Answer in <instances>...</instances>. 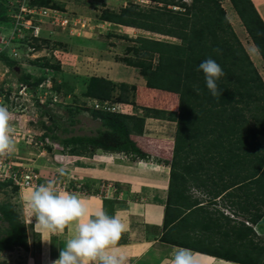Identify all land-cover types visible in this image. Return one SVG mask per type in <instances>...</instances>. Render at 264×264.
Wrapping results in <instances>:
<instances>
[{"label":"trees","instance_id":"16d2710c","mask_svg":"<svg viewBox=\"0 0 264 264\" xmlns=\"http://www.w3.org/2000/svg\"><path fill=\"white\" fill-rule=\"evenodd\" d=\"M27 1L21 0L13 7L14 11L23 14L20 6L27 5ZM149 1L162 2L164 5L144 8L139 3L128 0L117 11L107 8L102 10L99 21L180 40L173 42L142 34L135 37H129L126 33L115 34V37L133 42L129 46V50L133 52L132 57H127L126 61L137 68L144 86L147 89L178 94L177 109L135 104L134 112L126 113L94 108L89 104L92 117L100 121V126L94 133L65 137L51 133L50 137L71 155L91 157L97 150H103L123 152L130 160H137L145 158L147 153L131 135L143 133L145 120L150 117L174 122L168 204L163 222L164 229L169 227V231H164L161 239L174 245L188 246L185 243L186 236L181 234V237L173 235V238L167 239V234L176 232L178 228V216L188 209L189 212L180 217L185 222L186 229L198 225L205 232L217 231L221 236L218 239L207 235L197 237L190 246L199 244V248L205 253H215L229 260L264 264V245L254 240L256 233L251 225L244 222L236 225L233 222L229 229L230 220L227 219V227H223L225 224L219 222V217L209 215L205 208L197 206L196 200L187 194L190 180L197 187H212L214 195L219 193L220 188L228 185L223 182L221 185L207 184L206 179L213 180L212 172L209 173L211 167L206 168L209 166L208 161L212 160L217 167H221L217 169L227 172L230 184L240 183L237 184L243 194L240 209L247 213L251 224L256 223L264 214V82L226 18L225 9L219 0ZM229 2L264 62V20L253 1ZM29 4L36 8L64 9L62 4L54 0H29ZM171 4L178 9L166 7ZM5 11V7L0 5L2 20L6 19ZM19 41L26 42L33 50H40L42 43L48 42L32 34L24 35ZM214 49H219V52L213 51ZM5 53V49L0 50V58L8 67L17 64ZM207 58L214 59L225 72L217 81L220 97H212L203 72L197 71V66ZM31 62L42 69H60L59 62H50L46 57L36 58ZM46 79L45 73L34 80L23 73L19 77V83L35 92V88ZM88 83L92 89L89 85V90L82 94L90 103L128 101L130 85L126 82L96 76L89 78ZM2 94L4 99L9 98L8 93L3 91L0 95ZM52 97L47 101H52ZM45 127L53 130L52 125ZM47 147L48 151L52 150V147ZM220 170L215 172L221 174ZM8 186L15 192L18 190L17 185L6 179L0 181V192ZM177 203L183 207H177ZM230 236L233 237L232 245L224 244V239L228 240ZM17 247L28 249L26 225L14 204L3 200L0 201V251H11Z\"/></svg>","mask_w":264,"mask_h":264},{"label":"rangeland","instance_id":"374dc122","mask_svg":"<svg viewBox=\"0 0 264 264\" xmlns=\"http://www.w3.org/2000/svg\"><path fill=\"white\" fill-rule=\"evenodd\" d=\"M54 1L62 4L64 9L60 11L47 7L44 8L47 11L43 14L40 13V9L28 12L31 8L28 0L27 5L21 4V6H27L29 10L23 11L27 12L26 14H20L15 12L13 7L21 0H0V5L6 9L4 13L6 19L0 18V50L5 49V54L17 63L13 67H8L0 58V93L6 89L5 92L9 95V98L4 99L0 105L6 106L11 113L10 125L14 129L13 139L17 144V151L10 158L13 161L22 162L23 165L33 166L40 176L39 185L53 181L58 192H73L75 189L71 184L74 187V182L78 184L80 182L81 186L87 185L85 188L88 190H97L103 194L104 191L109 193L113 190V186L103 179L105 177L96 176L94 179L84 177L88 171L81 170V167L85 166L79 167L82 160L75 162L74 160L78 159L68 151H64L61 145L51 150L56 153V158L49 156L52 153L48 151L47 141H53L50 137L51 133L58 134L60 137L71 134H90L100 126V121L91 115L89 105L91 103L82 94L89 90L87 89L90 85L89 78L103 76L117 82L128 83L130 85L128 101L122 103L124 104L123 112L133 113L135 104L152 107L163 105L161 101H164L168 94L147 89L137 68L131 62L126 61L127 57H132L133 52L129 50V46L133 42L115 37V34L126 33L129 37L142 34L173 42H180V40L133 27L99 21L102 10L107 8L117 11L127 4L128 0ZM131 1L139 3L144 8L164 5L162 2L149 0ZM184 1L189 2L190 0ZM219 2L225 9L226 18L247 51L254 68L264 82V62L260 54L229 0H219ZM166 7L178 9L174 4ZM31 34L38 36L39 39L44 38L48 42L42 43L40 50H33L26 45V42L19 41V38L24 35ZM41 57L48 58L50 62H59L60 69H42L31 62ZM23 73L28 74L31 80L45 73L47 79L35 88V92H31L19 83V77ZM90 88L92 89L91 85ZM50 96L52 101L48 102L47 99ZM150 119L152 118L149 117L148 120ZM151 121L158 125L154 128L156 132L165 134L167 137L174 136V124H169L166 120L152 119ZM51 125L53 126L52 131L45 127ZM63 128L67 130L64 131ZM168 150L167 156L171 158V146ZM69 157L70 162L67 160ZM146 157L143 159L145 160ZM106 158L112 161L116 157L107 155ZM116 159L126 160L128 165L136 164L119 155ZM143 159L137 163L143 162ZM75 163L78 164L76 170L74 169ZM63 182L66 184L65 188H63ZM11 188L8 186L0 192V201L9 200L24 220V217L27 218L26 204L22 200L20 189L18 188L15 192ZM33 233L32 228H29L28 249L17 247L11 251H0V264H40L41 255L37 253L38 251L35 252L33 244L31 245ZM260 239L263 242L261 244L264 245L263 237Z\"/></svg>","mask_w":264,"mask_h":264},{"label":"crops","instance_id":"0c3cea01","mask_svg":"<svg viewBox=\"0 0 264 264\" xmlns=\"http://www.w3.org/2000/svg\"><path fill=\"white\" fill-rule=\"evenodd\" d=\"M252 1L261 18L264 20V0ZM162 92L167 93L168 97L164 101H161L163 103L162 106L156 107L177 109L178 94L167 91ZM148 119L145 120L144 131L141 135H131L137 145L147 153V157L145 160L143 159V162L137 163L138 160L129 159L136 164L128 165L126 160L119 161L116 159L118 152L103 150L96 151L97 153H93L92 157L75 156L78 159L74 160L75 162L82 160L79 167L85 166L84 168L81 167V170L88 171V174L84 177L91 179H94L96 176L100 178L105 177L103 179L113 186V190L110 191L112 193L109 192V194L104 191L103 194V192L97 190H88V188H85L87 185L83 184L81 186L80 182L79 184L74 182L75 191L69 193L77 194L86 203L89 211H94L102 206L109 215H120L124 218L129 228L122 235L116 250L128 257L127 264H171L174 252L181 248L190 250L194 264H246L238 260L226 259V257L215 255V253H205L199 248V244L193 247L190 246L197 237L207 235L209 238L218 239L221 236L217 234V231L205 232L198 225L188 226L189 228L186 229L185 222L180 217H184L189 212L188 209L182 212V215L180 214L178 216V228L176 232H169L167 234V239L173 238V235L178 237H181V235L186 236L185 243L188 246L174 245L161 239V235L169 228L164 229L163 222L168 204L170 181V156H167V154L169 153V146L171 148L173 146V135L172 137H167L165 134L162 135L154 130L158 125L151 120L162 121V119ZM166 121L175 126L174 122ZM173 131H175V127ZM50 152L52 154L48 153L50 154L49 156L55 157L56 153L54 151ZM107 155H113L116 158H114L115 160L108 161L106 158ZM54 157L53 159L56 158ZM67 160L70 162L71 158L69 157ZM208 162L209 166L206 168H214L212 170L210 169V171L208 170L209 173L212 172L213 180L206 179L207 184L215 183L221 185L223 182L228 185H225L222 189L220 188L219 193L214 195V192H211L212 187L210 189L197 187L194 185L193 180H190L189 182L191 184L188 187L187 194L191 199L196 200L198 203L197 206L201 205L205 208L210 213L209 215L219 217L220 223L225 224L227 219H229V229L233 222L236 225L244 222V220L250 222L247 213L240 209L243 204V194L237 185L240 183L238 182L236 185L230 184L227 172L217 169L221 167H217L212 160ZM74 165V169L76 170L78 164L76 165L75 163ZM216 170L222 171L221 174L215 172ZM50 171L52 170L50 169ZM219 175H222V178H219ZM71 186L73 185L71 184ZM34 189L21 188L19 191L22 200L24 201V198ZM22 204L24 206L23 202ZM177 207L182 208L183 205L177 203ZM224 211L234 214L235 218H232ZM24 218L23 221L26 225L28 237L29 228H32L34 232L31 245L33 244L34 251H38L37 253L41 255L40 264H52V261L58 258L59 251L65 247L67 239L73 234L71 227L67 228L63 235L51 236V242H44L42 235L34 227L35 218H33L30 224L27 222L28 218ZM223 227H227V225L225 224ZM252 228L256 233L254 240L263 243L260 238L263 237L264 239V214L256 223H253ZM224 240V244L229 243L232 245L233 237L230 236L228 240Z\"/></svg>","mask_w":264,"mask_h":264},{"label":"clouds","instance_id":"9594fccd","mask_svg":"<svg viewBox=\"0 0 264 264\" xmlns=\"http://www.w3.org/2000/svg\"><path fill=\"white\" fill-rule=\"evenodd\" d=\"M213 51L219 52V49ZM197 71L203 72L212 97H220L217 81L225 75L222 67L214 59L207 58L197 66ZM11 119L8 108L0 105V158L11 157L17 151ZM50 142L55 143L51 140ZM55 144L60 147L59 143ZM56 147H52V150ZM118 155L124 158L125 154L118 152ZM125 156V159H130L128 155ZM141 159L137 160L140 162ZM24 201L27 222L30 224L35 218L34 227L42 235L44 242H51L53 235H63L69 227L72 229L73 234L52 264H127L128 257L116 250L122 235L129 228L120 215H109L102 206L89 211L86 203L77 194L58 192L53 181L37 186ZM227 214L235 218L234 214ZM171 264H194L190 250L177 249Z\"/></svg>","mask_w":264,"mask_h":264},{"label":"built area","instance_id":"2783aa9c","mask_svg":"<svg viewBox=\"0 0 264 264\" xmlns=\"http://www.w3.org/2000/svg\"><path fill=\"white\" fill-rule=\"evenodd\" d=\"M23 5V4H22ZM25 7V8H24ZM20 6V12H23L24 10L33 12V10H39L40 13H45L47 11L44 8L39 7H31L27 8V6ZM52 11L55 9H51ZM36 13V12H35ZM37 30V29H35ZM22 86V85H21ZM7 91L4 89V92ZM4 100V95H0V103ZM94 108H103L107 111H124L123 107L124 104H121L119 102H113V103H99L96 101H93L91 103ZM35 143V142H34ZM49 145H52V147H56L55 143H52L50 141H47ZM124 157H126L124 155ZM9 179L12 181L14 185H17L19 189L21 188H36L39 186L40 182V176L39 173L36 171V169L33 166L23 165L22 162L13 161L10 157L8 158H0V181ZM66 187V184L63 182V188ZM246 224H250L248 221H245Z\"/></svg>","mask_w":264,"mask_h":264}]
</instances>
